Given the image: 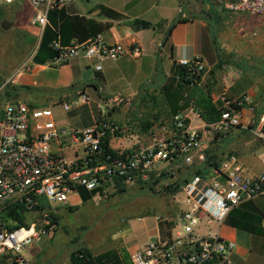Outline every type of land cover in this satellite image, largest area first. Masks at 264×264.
Returning <instances> with one entry per match:
<instances>
[{
	"label": "built area",
	"instance_id": "1",
	"mask_svg": "<svg viewBox=\"0 0 264 264\" xmlns=\"http://www.w3.org/2000/svg\"><path fill=\"white\" fill-rule=\"evenodd\" d=\"M71 1L30 0L31 6H42L33 13L30 24L41 32L46 11ZM224 7L232 13L264 18V0H228ZM52 47L57 49V55L46 64L52 68L80 59L99 70L103 61L136 59L141 54L136 44H106L99 37L64 47L53 42ZM176 64L188 74L204 71L197 56L180 59ZM224 71L223 78L234 75L228 68ZM19 75L21 70L14 74ZM11 82V78L0 79V95ZM80 100L84 101V97L62 102V113L75 109ZM122 101L119 97L102 99L92 123L81 129L56 127L49 108H36L21 101L0 106V219L2 210L15 204L34 212L61 206L76 187L104 191L114 181L145 182L150 175L158 176L166 166L200 165L205 159L207 139L248 128L241 121V110H250L247 98L232 100L222 90L213 101L219 111L214 122L191 127L184 124L187 117L181 112L173 117L171 127L161 137L153 136L145 144L109 152L102 147L103 141L119 130L109 113ZM252 132L264 139V109ZM62 136L69 141L70 160L65 159ZM53 143L57 146L54 150L50 147ZM257 197H264V172H248L233 155L215 167H206L202 174L192 176L179 187L176 210L171 216L156 219L155 234L129 254L130 264H230L235 245L223 235L224 219L230 211ZM48 215L40 212L39 224L30 222L12 228L13 222L0 220V257H7L10 264H29L20 253L40 236H47Z\"/></svg>",
	"mask_w": 264,
	"mask_h": 264
},
{
	"label": "crops",
	"instance_id": "2",
	"mask_svg": "<svg viewBox=\"0 0 264 264\" xmlns=\"http://www.w3.org/2000/svg\"><path fill=\"white\" fill-rule=\"evenodd\" d=\"M196 4L201 5V10L205 11L204 19L201 17H196L194 12ZM63 6L70 14L84 16L85 18H91L100 22L110 21V28L107 31L101 33L99 35V39L106 44L118 43L124 47H128L131 44H136L141 49L140 56L136 59L122 57L114 61H103L100 63L99 70L94 69L93 63L80 59L69 60L68 62L54 68L48 67L46 64H30V68L28 70L29 72L16 76L12 82L15 86L28 89L30 92L29 95L27 97L21 98L17 94L15 99L10 101L22 99L21 101H25V103H28L33 107L48 108L46 105H37V103L41 100L48 101L49 97H54L60 106V104L64 101L80 99V97L83 96L84 101L80 100L79 105L70 112H74L81 107L83 109L86 107L83 111L86 112V118L84 120L78 119L74 127H68L71 129H81L89 126L92 123V120L96 114V106L102 102V99L119 97L123 100V107L126 105L128 107L131 104V106L136 109L138 107L150 105L151 108L155 109L157 113L155 112L151 114L149 119L143 120L141 114H136L135 111L132 112L133 114H136L137 117H139V120L132 125L135 131L133 134L135 140L132 144H129L128 142L120 139L119 134L121 132L120 129H123L124 127V131H129L130 128L128 126L129 124H132V113L125 114L126 109L121 108L124 111V115H122L120 118L118 115V118L119 123H121L122 126L119 128L118 132L109 137L107 140V146L111 151L118 152L128 149L132 145L137 144L138 139L142 142L141 144H145L153 136L161 137L164 131L169 130L170 120L164 113V108L166 105L163 101L162 95L159 92V88L169 76L171 63H176L180 59H190L192 57L199 56L205 65H207V55L201 50L198 51L197 36L201 30L204 32L206 40L202 46L205 50L206 48L208 49L209 46L210 50L211 40H209L207 36L208 34H206L208 33V21H210L211 18L207 11L213 10L210 1L72 0L71 2L65 3ZM203 6H205V8H203ZM38 10L39 7L31 6L30 0H11L10 2L0 0V22L6 21L10 23V27L6 31H9L10 29L21 31L24 36L30 40L33 39V35L36 36V44L32 54L37 47L40 32L36 26L30 24V20L33 16V13ZM101 10H110L116 12L121 15V18L117 20H109L103 15L102 12H100ZM148 12L153 13H151V15H146ZM176 14L179 15L176 16ZM211 14L213 16V18H211L212 20H218L220 17V15L217 14V11L215 10H213ZM144 15L148 17L146 19L142 18ZM231 16L237 20L234 27L240 28L242 30L244 25L247 26L244 20H246V18L249 19V17H252L248 15L244 16L240 13H232ZM254 18L264 20V18ZM133 19L147 21L151 26L148 29H133L130 25V22ZM197 25L198 30L196 27ZM175 26L177 29H175ZM197 31H199L198 34ZM250 31H252V35L255 34V36L259 33L255 24L251 25ZM240 35H243L242 31ZM245 38L249 39L248 36L243 35L241 36L240 41L243 42ZM239 47H241V49L243 48L242 43ZM165 61H167V64L164 66V68H162V63ZM249 71L251 70L248 68L244 70L241 69L238 74H236L238 76H235L232 78L233 80H230L223 78L221 73H216V71L213 72V70H210L208 73L205 72L201 75L198 86L203 92L207 93V95L210 97L211 103H213L217 95L222 90H224L226 96L229 99L233 100L239 98L240 96H245L248 100V106H263V110L264 97L262 96V91L256 87V78L255 76L248 73ZM259 72H262L261 75L264 77V70ZM150 74L153 76L152 79H149ZM157 75L158 78L156 79ZM1 80H4V78H1ZM156 100L159 101V104L155 102ZM51 104H55V102ZM114 108L110 114V119L112 121L113 116L116 115L114 113ZM162 113L169 126L168 128L164 127L165 123L159 119ZM182 113L187 117V123L191 127H198L204 123L191 108L184 110ZM241 114V121L244 125L248 117V113L246 112L245 108L241 110ZM191 116H194L197 120L195 125L191 124ZM52 119L56 127L64 129L62 126L56 125L53 114ZM144 121L152 122L149 128L144 129L142 127L141 123ZM115 124L117 123L115 122ZM117 126L119 127L118 124ZM156 131L159 133H156ZM60 141L66 146L64 149L65 159L70 160L72 156V150L69 146L67 137H60ZM50 147L54 150L57 146L53 143ZM246 155L248 154L246 153ZM236 158L240 162L241 156ZM164 166L165 165H163V167ZM262 171L254 172V174L261 173ZM258 198L262 197H257L250 203L256 206L257 209L259 208L264 212V202L255 201ZM230 231L232 232L234 229L224 226L223 235L226 238L232 239V233ZM118 234L119 238L122 240L121 247L126 249L128 257L129 254L143 245H129L126 228H122ZM251 238L258 240L264 245L263 239L254 238L252 236ZM252 243L253 241L251 240V244ZM100 252H95L92 255L98 254ZM20 255L26 259L29 264H33L32 260L27 259V257L23 256L21 253ZM0 264H10V261L7 257L1 256ZM230 264H242V261L237 256V252H233L230 256ZM262 264H264V261Z\"/></svg>",
	"mask_w": 264,
	"mask_h": 264
},
{
	"label": "rangeland",
	"instance_id": "3",
	"mask_svg": "<svg viewBox=\"0 0 264 264\" xmlns=\"http://www.w3.org/2000/svg\"><path fill=\"white\" fill-rule=\"evenodd\" d=\"M208 1H210L213 10L217 11L220 17L218 15V20H212L213 16L211 13L213 10H211L212 12L207 11L211 17L210 21H208V33H206L209 40H211L210 50L209 46L206 50L202 46L206 40L204 32L201 30L198 34L199 31H197L198 51L201 50L207 55V65H205L201 57L197 56L204 64L203 73L213 70V72L216 71V73L222 74L228 68L234 73L229 78L231 80L235 76H238L236 74L241 69L248 68L251 70L248 73L255 76V85L258 89H261L262 96L264 97V77L261 75L262 72H259L264 70V20L249 17V19L246 18L244 20L247 26L244 25L243 30L236 28L234 25L237 20L224 7L227 0ZM37 7H39V10L42 9V6ZM201 9L202 6L196 4L194 12L197 18L201 17L204 19L205 11ZM151 13L153 12H148L146 15H151ZM146 15L142 16V18L146 19L148 17ZM178 15L176 14V16ZM243 15L246 16L245 14ZM252 24L256 25V29L259 32L256 36L255 34L252 35V31H250ZM196 27L198 30V25ZM175 29H177L176 26ZM241 31L249 39L245 38L243 42L240 41L241 36H243L240 35ZM32 38V40L28 39L21 31L10 29L3 32L0 29V79L11 78L13 82L16 77L14 76L16 71L21 70V74L29 72V60L36 44V36L33 35ZM240 42L243 46L242 49L239 47L241 45ZM166 64L167 61L163 62L162 68ZM152 77V74H150L149 79H152ZM12 82L9 83L0 95L1 107L6 102L15 99L17 94L23 98L27 97L30 93L28 89L15 86ZM48 99V101H39L37 105H46L52 111L56 125L67 129L68 127H74L78 119L84 120L86 118V112H83L86 107L84 109L81 107L74 112L62 113L58 101L54 97H49ZM21 100L18 99L17 101ZM157 101L155 102L159 104V101ZM54 102L55 104H51ZM123 104L122 102L114 108L116 115L113 116V121L119 125V128L122 126L119 123V118L124 115V111L121 108L126 109L125 114H130L133 111L136 114H141L143 120L149 119L151 114L156 112L150 105L135 109L131 104L128 107L127 105L123 107ZM249 108L250 110H246L248 117L244 126L252 127L232 130L226 136L215 140L207 139L206 149L222 151L225 155L229 153L238 158L241 156L240 162L248 172L254 173L262 170L264 172V139L257 138L252 132L257 125L263 106H249ZM136 114H131L132 124L128 126L131 130L124 131L125 127L120 129V139L129 144H132L135 140L133 136L135 131L132 125L139 120ZM159 119L165 123L164 127H169L163 117V113ZM196 123L195 117L191 116V124L195 125ZM156 133L159 132L156 131ZM141 143L138 139L137 144L131 147L138 146ZM183 166L180 163L179 169ZM175 168L173 166H166L165 171L169 172L170 176L161 179L150 190L147 188L140 189L137 184H122L123 192L120 193L116 190L115 184H111L103 191L104 197L97 196L86 203H81L77 194L71 192L68 194L66 202L61 206L52 209L43 207V209L35 212L29 210L25 215L24 223L26 225L30 222L39 224L41 219L39 217L40 212L52 214L55 222L49 223L47 236L37 238L31 246L24 247L21 254L27 257V259L32 260L33 264H69L67 256L79 247L88 249L91 254L114 249V247L118 246L121 247L122 240L119 238L118 233L122 228L127 229L129 245L144 244L150 236L155 234L156 219L171 216L176 210V193L172 197H166L161 193L162 187L175 179ZM255 201L264 202V197L258 198ZM4 219L6 220V218ZM0 220L4 222L3 218ZM231 233L232 239L230 240L235 245L233 252H237V256L242 261V264L263 263V244L256 239H252L246 233L236 230ZM251 240L253 241L252 244Z\"/></svg>",
	"mask_w": 264,
	"mask_h": 264
},
{
	"label": "trees",
	"instance_id": "4",
	"mask_svg": "<svg viewBox=\"0 0 264 264\" xmlns=\"http://www.w3.org/2000/svg\"><path fill=\"white\" fill-rule=\"evenodd\" d=\"M100 12L109 20L121 18L120 14L110 10H101ZM45 18L46 23L40 32L37 47L29 60L30 64L33 65H45L55 58L57 49L52 47L53 42H57L61 47L82 44L99 37L101 33L107 31L111 26L110 21L100 22L84 16L70 14L63 5L48 9ZM130 25L136 30L148 29L151 26L149 22L140 19H133ZM201 75L202 71L197 74H188L184 67L174 62L171 63L169 76L159 88L166 105L164 113L170 120V127L173 117L188 108H191L204 123L214 122L218 119L219 111L216 106L211 103L207 93L203 92L198 86ZM110 114L111 112L109 116ZM151 124L152 122L149 121L141 123L144 129L149 128ZM184 124H187V120H184ZM226 135L215 136L213 139ZM102 147L108 151L107 139L103 141ZM217 151L205 149V159L200 165H184L181 169L178 166L174 173L176 174L175 179L162 187V195L172 197L189 178L202 174L206 167L217 166L222 159L230 155L229 153L225 155L224 152ZM169 176L170 173L164 170L158 177L150 175L147 181L138 182L137 185L140 189L147 188L150 190L161 179ZM114 184L118 192H123L122 183L114 181ZM75 193L81 203H86L97 196L104 197V192L101 188L88 191L82 187H76ZM27 213L28 210L22 205L15 204L4 208L1 212V218L4 221L10 220L13 222L14 226L10 225V228H12L26 225L24 220ZM48 217L50 224L55 222L52 214H49ZM223 224L236 231L264 240V212L259 208L257 209L250 202L244 203L230 211ZM68 260L70 264H130L128 254L123 247L105 250L95 255H92L88 249L79 247L69 253Z\"/></svg>",
	"mask_w": 264,
	"mask_h": 264
},
{
	"label": "water",
	"instance_id": "5",
	"mask_svg": "<svg viewBox=\"0 0 264 264\" xmlns=\"http://www.w3.org/2000/svg\"><path fill=\"white\" fill-rule=\"evenodd\" d=\"M10 27V24L6 21H1L0 22V29L2 31H6Z\"/></svg>",
	"mask_w": 264,
	"mask_h": 264
}]
</instances>
